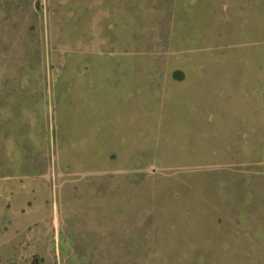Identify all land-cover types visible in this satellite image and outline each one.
<instances>
[{"label": "rangeland", "instance_id": "1", "mask_svg": "<svg viewBox=\"0 0 264 264\" xmlns=\"http://www.w3.org/2000/svg\"><path fill=\"white\" fill-rule=\"evenodd\" d=\"M264 264V0H0V264Z\"/></svg>", "mask_w": 264, "mask_h": 264}, {"label": "water", "instance_id": "2", "mask_svg": "<svg viewBox=\"0 0 264 264\" xmlns=\"http://www.w3.org/2000/svg\"><path fill=\"white\" fill-rule=\"evenodd\" d=\"M32 264H39V259L35 258Z\"/></svg>", "mask_w": 264, "mask_h": 264}]
</instances>
